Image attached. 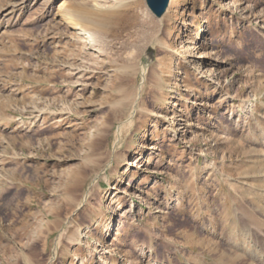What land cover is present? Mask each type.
I'll use <instances>...</instances> for the list:
<instances>
[{"label": "rangeland", "instance_id": "1", "mask_svg": "<svg viewBox=\"0 0 264 264\" xmlns=\"http://www.w3.org/2000/svg\"><path fill=\"white\" fill-rule=\"evenodd\" d=\"M73 1L0 0V264H264V0Z\"/></svg>", "mask_w": 264, "mask_h": 264}, {"label": "bare ground", "instance_id": "2", "mask_svg": "<svg viewBox=\"0 0 264 264\" xmlns=\"http://www.w3.org/2000/svg\"><path fill=\"white\" fill-rule=\"evenodd\" d=\"M171 3L172 0L169 1L168 9ZM130 8L131 6L119 1L113 7L106 8L98 5L96 2L80 3L76 0L70 5H60L58 7V14L63 21H78L87 26L94 27L97 31H104L111 25L119 26L125 19L132 20L135 18L134 12H129ZM87 35L92 36V33L87 32ZM134 104H136L135 101L132 105L135 106Z\"/></svg>", "mask_w": 264, "mask_h": 264}, {"label": "water", "instance_id": "3", "mask_svg": "<svg viewBox=\"0 0 264 264\" xmlns=\"http://www.w3.org/2000/svg\"><path fill=\"white\" fill-rule=\"evenodd\" d=\"M169 1L170 0H144L150 14L160 22L168 11Z\"/></svg>", "mask_w": 264, "mask_h": 264}]
</instances>
